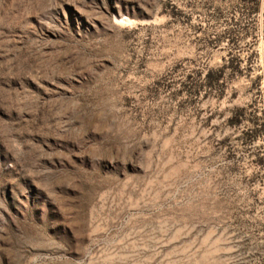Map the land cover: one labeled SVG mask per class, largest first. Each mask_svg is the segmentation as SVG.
<instances>
[{
    "label": "rangeland",
    "instance_id": "rangeland-1",
    "mask_svg": "<svg viewBox=\"0 0 264 264\" xmlns=\"http://www.w3.org/2000/svg\"><path fill=\"white\" fill-rule=\"evenodd\" d=\"M252 2L0 0V264H264Z\"/></svg>",
    "mask_w": 264,
    "mask_h": 264
},
{
    "label": "trees",
    "instance_id": "trees-1",
    "mask_svg": "<svg viewBox=\"0 0 264 264\" xmlns=\"http://www.w3.org/2000/svg\"><path fill=\"white\" fill-rule=\"evenodd\" d=\"M252 5L251 7H248L247 10H248V13H255L259 10L260 6H261V2L260 0H252ZM262 7H263V10H264V0H263V4H262ZM264 36V35H263ZM225 68V65H223L217 72V76H215L214 78H211V74L207 73L206 77L209 78V82L208 84H211V81H212V84H213V81H217L218 80V77L219 75L223 72V69ZM230 70L231 71H234V72H238L239 71V62L238 61H235V63H231L230 66H229ZM241 115H238L237 117V120L235 122H239L238 121V118H240Z\"/></svg>",
    "mask_w": 264,
    "mask_h": 264
}]
</instances>
